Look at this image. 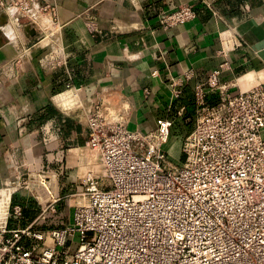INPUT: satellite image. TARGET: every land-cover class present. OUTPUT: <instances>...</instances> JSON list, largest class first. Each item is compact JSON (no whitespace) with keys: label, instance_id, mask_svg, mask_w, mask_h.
<instances>
[{"label":"built area","instance_id":"built-area-1","mask_svg":"<svg viewBox=\"0 0 264 264\" xmlns=\"http://www.w3.org/2000/svg\"><path fill=\"white\" fill-rule=\"evenodd\" d=\"M38 1L0 0L6 17L1 27H31L42 39L55 36L59 27L43 14L55 15L56 7L36 10ZM203 2L213 10L210 0ZM196 17V5L184 3L161 11L158 24L170 29ZM219 53L218 68L194 86L198 115L182 142V165L164 148L173 119H158L153 130H133L124 113L95 105L87 113L82 155L97 166L70 195L80 200L69 219L61 217L63 197L55 181L43 172L39 179L28 175L29 184L39 180L43 189L36 198L39 214L20 225L25 198L13 202L17 189H8L0 264H264V88L235 94V83L220 80L233 69L229 52ZM194 77L193 70L171 77L172 98H181ZM213 92L219 102L209 104ZM21 180L9 185L18 187Z\"/></svg>","mask_w":264,"mask_h":264},{"label":"crops","instance_id":"crops-1","mask_svg":"<svg viewBox=\"0 0 264 264\" xmlns=\"http://www.w3.org/2000/svg\"><path fill=\"white\" fill-rule=\"evenodd\" d=\"M210 1L213 10L203 0H39L36 10L56 7L55 15L43 14L59 27L49 39L38 31L30 36L27 27H1L6 17L0 12V187L43 172L59 193L76 190L91 165L97 166L83 157L87 113L97 104L124 113L133 130H153L160 118L184 126L188 118L196 122L194 86L221 64L222 48L233 65L222 82L235 83V94L264 88V0ZM184 3L196 5L194 20L159 26L161 11ZM189 70L195 77L173 99L169 80ZM208 102L218 103V93L209 94ZM3 194L0 224L11 191ZM25 202L34 213L22 226L39 214L37 205ZM61 213L69 219L70 213Z\"/></svg>","mask_w":264,"mask_h":264},{"label":"rangeland","instance_id":"rangeland-1","mask_svg":"<svg viewBox=\"0 0 264 264\" xmlns=\"http://www.w3.org/2000/svg\"><path fill=\"white\" fill-rule=\"evenodd\" d=\"M175 126L173 128H171L172 130V134H171V138L169 143L165 146V150L166 152L169 154V158L170 160L177 164V165H182L185 157L184 154L182 152V138L183 136L187 133V130H189L191 127H193L195 122H191L190 118H188V121L186 122V126L182 125L180 123L179 120H177V122L175 121ZM179 129V130H176ZM37 173V172H36ZM34 173V175L38 176V179L40 177L39 173ZM23 180H21L20 185L17 187L16 184L14 185H9V181L5 182L4 185H2L0 187L1 189H6L7 191L8 189H17V191L13 194V202L14 200H18L19 198H25V199H29L31 200L32 204H34L35 206L38 204L37 203V199L38 197L41 196V194L43 193V189L39 180L37 181H32V184H29L28 181V175L24 174V176H22ZM8 184V185H7ZM37 184V185H35ZM63 192L60 193V196L63 197L62 201L60 202V205L62 207L63 210V214H66L65 212H67L68 214L72 211L73 206L76 204L77 201L80 200V196L78 195H74V196H70L71 194L75 193L76 190L75 189H63ZM65 196V197H64ZM8 200H4L2 201V206L1 208L3 210H5L8 207ZM7 204V205H6ZM6 205V206H5ZM32 206V205H31ZM66 210V211H65ZM66 217V215H64ZM28 245L30 246H34L35 244L33 242H27Z\"/></svg>","mask_w":264,"mask_h":264},{"label":"trees","instance_id":"trees-1","mask_svg":"<svg viewBox=\"0 0 264 264\" xmlns=\"http://www.w3.org/2000/svg\"><path fill=\"white\" fill-rule=\"evenodd\" d=\"M209 96V95H208ZM175 124L176 123H174L173 124V126H172V128L175 126ZM187 127V126H186ZM191 129V128H190ZM187 130V133L183 136V138H182V141H183V139H184V137L191 131V130ZM176 130H179V129H176ZM171 134H172V130H171ZM17 200H14V202H16ZM31 210V211H30ZM36 210V209H35ZM34 211V209H26V208H24L23 209V215H24V218H26L27 216H29V215H31L32 214V212ZM34 213V212H33ZM11 221V220H10ZM12 222V221H11ZM11 222H10V225H11ZM12 226V225H11Z\"/></svg>","mask_w":264,"mask_h":264},{"label":"water","instance_id":"water-1","mask_svg":"<svg viewBox=\"0 0 264 264\" xmlns=\"http://www.w3.org/2000/svg\"><path fill=\"white\" fill-rule=\"evenodd\" d=\"M27 31L29 32L30 36H35L36 35L35 29H33L31 27H27Z\"/></svg>","mask_w":264,"mask_h":264}]
</instances>
